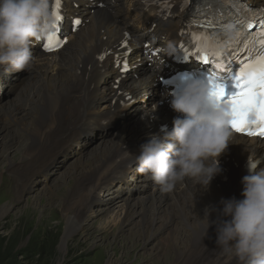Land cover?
Segmentation results:
<instances>
[{"label": "bare ground", "instance_id": "bare-ground-1", "mask_svg": "<svg viewBox=\"0 0 264 264\" xmlns=\"http://www.w3.org/2000/svg\"><path fill=\"white\" fill-rule=\"evenodd\" d=\"M77 1L85 3V0ZM253 1L264 5V0ZM147 2L148 0H115V4L109 5L112 13L107 21L110 25L102 22L99 10L94 14L87 11L89 23L81 26L77 33L69 35L67 45L51 55V59H40L36 53L37 59L32 63L28 74H21L23 71L8 74L4 71L6 66L0 67V90L4 89L3 93L9 97L15 89L20 88L17 91L18 101H8L6 104L0 102V146H4L5 152H10L23 139L21 149L15 151V154L21 152V162H8L16 176L13 179L17 181V198L0 207V217L6 216L14 202L22 200L23 194L37 186L40 178H43V182L50 180L49 184L45 186L42 183V191L35 195L31 206H41L39 201L42 198L50 206L51 203L54 204L55 197L59 198L58 207L61 206L63 212L56 226L60 228L64 225L60 239V246L64 250L73 233L84 228L87 218L85 214L105 213L109 208L119 206L115 203L122 202V223L135 227L136 234L143 235L145 242H154L151 245V249L157 252L153 257L154 264H239L237 258H232L230 253H223L216 244V226H211L205 236V209L215 207L222 210L220 201L222 198L228 199V196L214 197L211 206L198 212L190 211L192 215H197L196 218H191L184 210L185 207L170 208V205L156 203L161 201L164 195L162 191L157 197L151 196L139 183L134 189L128 188L127 184L121 187L119 183L120 190L117 188L112 191L114 181L107 183L110 178H104L111 167L115 168L112 172L117 171L115 176H120L127 161L128 151L125 148L129 146L137 125L132 127V123H126V119L136 116L140 126H144L147 120L141 114L139 106L127 110L126 107L119 108L117 103H112L115 97L112 86L116 71L112 66V56L106 55L103 58V53L111 49L113 40L121 34L122 27L144 39L148 36L152 23L156 22L152 33L166 34L165 42L168 38L176 40L177 30L183 19L178 6L165 19L155 6L148 5ZM49 70L54 73H49ZM143 73L152 74L149 68ZM25 80V83H21ZM127 80H133L132 76ZM19 84L22 86L18 87ZM29 92L30 97H27ZM122 112L126 116L121 120L124 128L105 138L108 128L122 117ZM10 123L18 124L21 128L19 130L30 135V140L19 132L15 134L10 131ZM15 127L18 128L16 125ZM92 136L100 137L101 141L86 155V147L91 143L86 141ZM234 143L246 152V159L249 154L257 158L264 157V141L234 137ZM39 145L50 149L40 156ZM77 147L79 149L75 150ZM2 155L3 152L0 153V158ZM68 158L72 161L62 166L65 169L63 178L60 177L61 181L56 178L52 185L54 171L59 169L63 159ZM51 187L52 193L48 191ZM96 191H104L111 196L98 202L94 194ZM107 199L109 200L103 202ZM29 203L30 200L26 204ZM53 206L49 208L53 209ZM45 211L42 209L39 223L44 224L46 219L52 221L56 217L52 210L50 214L44 215ZM214 213L217 219L218 213L213 211L209 220ZM160 251L162 254H158ZM105 264L115 263L107 256Z\"/></svg>", "mask_w": 264, "mask_h": 264}, {"label": "clouds", "instance_id": "clouds-1", "mask_svg": "<svg viewBox=\"0 0 264 264\" xmlns=\"http://www.w3.org/2000/svg\"><path fill=\"white\" fill-rule=\"evenodd\" d=\"M56 21L50 11V0H0V66L4 71H29L34 55L31 47L51 32ZM224 38H235V29H224ZM171 47V46H169ZM170 107L178 115L173 127L161 128L141 145L136 156L140 172L164 193L172 192L178 183L192 178L207 189L221 172L219 158L232 143L230 107L216 104L209 95L204 79L190 76L172 93ZM264 157L249 154L247 174L241 179L242 199H224L222 210L205 209V236L216 225V244L239 264H264ZM218 213L215 221L209 216ZM228 217L229 219H221Z\"/></svg>", "mask_w": 264, "mask_h": 264}, {"label": "rangeland", "instance_id": "rangeland-1", "mask_svg": "<svg viewBox=\"0 0 264 264\" xmlns=\"http://www.w3.org/2000/svg\"><path fill=\"white\" fill-rule=\"evenodd\" d=\"M26 81L21 83H25ZM18 90L19 88L13 94L9 95V97L7 95L1 96L0 102L2 101V103L6 104L8 101H18ZM27 97H30V92L27 94ZM122 126L121 124L113 126L109 129L108 135L113 134V132H116ZM19 129L21 128L18 124L10 123V131L15 134L19 132L30 140V135L23 133ZM99 141H101L100 138L93 137L92 142L86 147V155L90 154L96 148ZM22 144L23 139L10 152H5L4 146H0V153L3 152L2 158L6 159L3 161L0 158V207L4 203L12 199L14 201L17 198V181H14L16 176L11 171L8 162H11V160L17 164L21 162L19 161L21 152L18 151L15 154V151L21 149ZM49 149V147L39 145L38 150L41 153L40 156L48 152ZM59 160L61 161L62 158H59ZM66 161L60 162L61 166L54 171L55 178L51 180V184L56 182V178L59 181L63 178L65 169L62 166H66L72 160L68 158ZM114 169V167H111L109 169L110 171L104 176V178H110L107 183L114 181L115 173H117V171H111ZM43 181V178H40L37 186L27 191L26 194H23L22 200L14 202L13 208L6 216L0 217V264H105L107 256H110L111 261L115 264H154L153 257L157 253L151 249V245L154 242H150L149 240L145 242L143 235L136 234L135 227L133 228L122 223L120 220L123 215L122 202L115 203L119 206L109 208L108 212H105L106 214L99 212L85 214L87 218L84 222V228L81 231L74 232L68 240L67 249H62L60 239L64 225L60 228L56 226L58 218L61 217L63 212V210L61 211V206L58 207L60 205L58 203L59 198L55 197L53 200L54 204L51 203L50 206L54 205L53 209L49 208L50 206H48L44 198H42L43 202L42 200L39 201V205L41 206H36V209L34 206H31L36 197L35 195L42 191V183L47 186L50 180H47V182ZM51 190L52 187L48 191L51 192ZM59 194L63 195L61 192ZM94 194L97 196L98 202L111 196L104 191H96ZM28 200H30V203L26 204ZM30 207L31 211L29 209L27 210ZM42 209L46 210L44 215L50 214L49 212L52 210L53 216L56 215V217H53L52 221L46 219L44 224L39 223L42 217ZM135 238L139 239L136 240ZM158 254H162V251Z\"/></svg>", "mask_w": 264, "mask_h": 264}, {"label": "snow or ice", "instance_id": "snow-or-ice-1", "mask_svg": "<svg viewBox=\"0 0 264 264\" xmlns=\"http://www.w3.org/2000/svg\"><path fill=\"white\" fill-rule=\"evenodd\" d=\"M61 7V0H55L53 15L57 33L63 19ZM247 27L253 26L248 24ZM57 33L47 36L45 50L53 51L62 46L64 42L58 39ZM240 35L237 33V37ZM212 40V37L193 35L192 50L185 49V58L194 56L204 65L212 66L204 80L212 100L216 104L229 105L230 127L238 133L264 137V26L259 33L258 49L246 46L232 53L212 51ZM217 45L219 48L220 42ZM222 46L232 48V41L223 42ZM234 63L239 65L238 70L233 68Z\"/></svg>", "mask_w": 264, "mask_h": 264}]
</instances>
